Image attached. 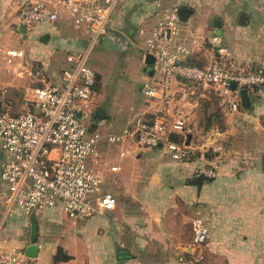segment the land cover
<instances>
[{"label":"crops","instance_id":"crops-1","mask_svg":"<svg viewBox=\"0 0 264 264\" xmlns=\"http://www.w3.org/2000/svg\"><path fill=\"white\" fill-rule=\"evenodd\" d=\"M162 3L190 7L193 14L182 23L184 28L206 42L218 34L234 68L264 71V0ZM121 9L114 27L125 34L139 37L140 27L153 25L150 1L127 0ZM241 15L246 16L244 23L239 22ZM21 24L13 0H0V46L23 48L33 71L32 76L18 77L17 64L0 60V110L7 107L6 97L16 92L23 96L26 87L39 86L42 79L57 81L60 72L72 66L67 55L80 53L79 45L87 39L83 30L72 27L66 13L53 23L26 30L25 37ZM44 34L45 43L40 41ZM210 54L207 43L187 61L205 65ZM146 65L143 83L152 72L151 64ZM174 82L190 97L186 126L170 133L189 147L187 157L173 159L164 143L138 147L131 137L109 143L107 135L121 133L138 117L153 119L161 105L159 99L148 100L141 93V101L112 111L95 83L88 128L102 132L103 138L97 145V162L90 165L104 172L103 188L113 194L115 204L80 226H65L58 221L68 220L59 204L34 212L12 207L6 213L0 181V248L26 251L35 240L38 251L29 264H54L58 247L70 258L57 264H264V84L248 90V107L240 103L236 112H215L210 104L218 97L212 90ZM0 150L1 173L5 152ZM112 165L119 169L112 171ZM199 167H212L216 174L201 176L196 173ZM197 177H202L198 184L193 182ZM196 218L208 231L200 247L193 245Z\"/></svg>","mask_w":264,"mask_h":264},{"label":"built area","instance_id":"built-area-1","mask_svg":"<svg viewBox=\"0 0 264 264\" xmlns=\"http://www.w3.org/2000/svg\"><path fill=\"white\" fill-rule=\"evenodd\" d=\"M127 0H13L15 12L27 31L41 23H53L66 13L74 29L83 30L90 44L85 52L69 53L70 68L63 69L57 81L42 79L39 86L24 89L23 108L18 113L0 110V147L5 152L1 164V197L9 213L12 207L34 212L60 205L64 216L77 224L115 204L112 193L103 188L104 172L91 167L98 157V143L103 136L90 131L96 96L95 71L86 64L89 49L110 27L115 7ZM152 3L153 25L139 28L143 57H153L151 74L141 87L148 100L159 99L161 108L151 120L136 118L121 133L106 136L109 143L120 144L134 138L138 147L165 144L173 159L190 154L183 142L169 138L171 132L186 126L185 107L189 94L174 87V81L201 85L218 97V105L227 111L240 109L239 89H253L264 84V71L234 68L227 49L218 34L206 38L184 28L178 18V6H164L162 0ZM148 29V30H147ZM209 44L210 56L205 65L187 58ZM0 60L17 64L18 77L32 76L23 48H2ZM235 82L237 88L230 87ZM112 171L118 166L112 165ZM196 173L214 177L212 167H199ZM0 219V225H1ZM193 245L206 241L207 227L201 219L192 223ZM24 250L0 248V264H29ZM184 264H189L185 262Z\"/></svg>","mask_w":264,"mask_h":264},{"label":"rangeland","instance_id":"rangeland-1","mask_svg":"<svg viewBox=\"0 0 264 264\" xmlns=\"http://www.w3.org/2000/svg\"><path fill=\"white\" fill-rule=\"evenodd\" d=\"M123 3L124 2H120L115 7L111 15V24L109 28L117 29L114 26L123 11L121 9ZM127 36L133 42L134 46L130 48H121V41L117 39L114 33L107 30V32L100 36L98 41L92 45L91 49H89L86 60V64L89 67L93 70H97V72H95V83L96 85H100L104 99L108 100L111 104L110 109L112 111H115L117 107H126V109H128L131 104L142 100V94L140 91L143 85V70L147 67L143 60V46L140 44V38L137 37V35L135 37L133 35ZM25 44L23 45L25 46ZM89 44L90 40L87 37V39L79 45V52H85L88 49ZM26 46L28 47V44ZM21 96L20 92L12 94L6 99L7 107L5 108H8L13 112L23 111L24 108H20L24 102L23 96ZM210 105L215 112L220 109L218 100H216V102L213 101ZM1 154L2 152L0 150V160ZM91 167L95 168L94 165ZM89 218L85 219V221ZM58 221L65 224V226H73L69 220L59 218ZM85 221H78L77 226L82 225Z\"/></svg>","mask_w":264,"mask_h":264},{"label":"water","instance_id":"water-1","mask_svg":"<svg viewBox=\"0 0 264 264\" xmlns=\"http://www.w3.org/2000/svg\"><path fill=\"white\" fill-rule=\"evenodd\" d=\"M193 14V10L190 7H185V6H181L178 7V18L181 21V23H187L190 20L191 15ZM246 19L245 15H241L239 22L240 23H244ZM217 23L218 27H219V23L218 21H215V24ZM20 32L24 34L25 37V33H26V27L24 24L20 25ZM109 32H112L115 34V36L117 37L118 40L121 41L122 45L121 48H130L132 46H134L133 42L128 38L127 35H125L124 33H122L121 31L117 30V29H112L109 28L108 29ZM48 38L47 34H44L41 38L40 41L41 42H46ZM144 62L146 64H152L153 63V57L149 54H147L144 58ZM149 73L151 72V70L149 69L148 71ZM230 87L233 89H236V83L235 82H231L230 83ZM239 95H240V103L242 107H248L250 105L249 102V98H248V90L246 88H241L239 89ZM202 180V177H197L196 179H194V183H199V181ZM38 251V246L36 244V241L33 240L31 244H29L26 248V255L28 257H35Z\"/></svg>","mask_w":264,"mask_h":264},{"label":"trees","instance_id":"trees-1","mask_svg":"<svg viewBox=\"0 0 264 264\" xmlns=\"http://www.w3.org/2000/svg\"><path fill=\"white\" fill-rule=\"evenodd\" d=\"M8 97H6L5 99H7ZM13 112V111H12ZM14 114L15 113H18V112H13ZM171 135V134H170ZM171 139L174 140V141H178V137L176 135H171ZM70 256L67 255L63 249L61 247H58L57 250H56V253L54 254L53 256V262L54 264H57L59 263L60 261H64V260H67L69 259Z\"/></svg>","mask_w":264,"mask_h":264}]
</instances>
